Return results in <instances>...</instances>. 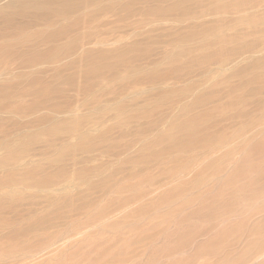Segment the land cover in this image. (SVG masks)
I'll use <instances>...</instances> for the list:
<instances>
[{
    "label": "rangeland",
    "instance_id": "rangeland-1",
    "mask_svg": "<svg viewBox=\"0 0 264 264\" xmlns=\"http://www.w3.org/2000/svg\"><path fill=\"white\" fill-rule=\"evenodd\" d=\"M177 1L82 0L76 8L80 15L70 11L37 26L16 8L0 16V264H239L237 259L252 264L263 253L264 247L251 248L264 237V92L254 91L264 87L262 73L247 70L207 84L200 72L187 74L184 63L203 50L215 56L225 47L264 40V32L240 24L235 13L220 24L206 16L197 21L209 20L220 31L173 43L172 34L189 25L183 7L171 9ZM263 8L253 9L262 21ZM46 26L67 30L44 41ZM33 31H41L34 36L38 40L42 37L35 45L14 42ZM119 37L118 45H96ZM71 41L72 50L67 48ZM186 46L192 51L178 54ZM107 63L114 66L102 78L89 72L92 64ZM189 85L193 91L184 96L181 91ZM215 86L220 95L191 106L196 93ZM183 123L187 130L171 136Z\"/></svg>",
    "mask_w": 264,
    "mask_h": 264
},
{
    "label": "bare ground",
    "instance_id": "bare-ground-1",
    "mask_svg": "<svg viewBox=\"0 0 264 264\" xmlns=\"http://www.w3.org/2000/svg\"><path fill=\"white\" fill-rule=\"evenodd\" d=\"M2 0H0V2H1ZM82 0H9V1H5L6 3H4V4H1L0 5V16H2V15H6V11H7V9H12V8H16V9H18L19 10V12L21 13V15H20V13H19V15L22 17V16H31L33 19V21H34V23H32V24H34V25H36L37 26V21H40V20H49V22H50V20H52L53 18H60V17H63L64 15H66L68 12L70 13V11H71V13L72 12H74V10L75 11H77L78 12V10H76V8H78L79 6H80V3L82 4V2H81ZM92 1V0H91ZM103 1V0H102ZM154 1V0H153ZM158 1V0H157ZM163 1V0H162ZM84 2V1H83ZM90 2V1H89ZM113 2H115V1H113ZM118 4H119V2H117ZM127 3V2H126ZM97 4V3H96ZM123 3H121V5H122ZM138 4V3H137ZM155 4V3H154ZM186 4H189V5H186ZM167 6H168V4H166ZM260 5H264V0H178L175 4H172L171 6V9H177V8H179L180 6L181 7H183V13H184V17L187 19V21L189 22V25L187 26V29L185 30V31H178V30H176L173 34H172V39H173V43H174V40H178V39H187V40H189V39H193L195 36H197V38H198V34H210L211 32H217V31H220V25L219 26H216V24L214 25H212L210 22H209V20H201V21H197L198 19H200V18H203V17H206V16H212V19L214 20V21H216L215 23H218V24H220V22H222V21H225V15L226 14H233L234 15V13L235 14H237L238 15V17H237V19L238 20H240V24H243V23H247L249 26H251V27H253V28H256L257 30H255V32L256 33H260V32H264V27H260V25L261 24H263L264 25V21H262L261 20V16H258L259 14H258V12H257V10H253V9H256L258 6H260ZM98 6V5H97ZM123 6V5H122ZM141 6V5H140ZM139 6V7H140ZM96 7V6H95ZM94 7V9H96V11H97V8H95ZM118 7H120V6H118L117 5V9H118ZM142 7V6H141ZM169 7V6H168ZM79 8H81V7H79ZM120 8H122V7H120ZM15 9V10H16ZM99 9V8H98ZM123 9H124V7H123ZM123 9L122 10H120V11H123ZM159 9V8H158ZM264 9V8H263ZM18 10H17V12H18ZM118 10V11H119ZM170 10V9H169ZM260 10V9H259ZM80 11V10H79ZM95 11V10H94ZM161 11H163V9H159V12H161ZM168 11V10H167ZM262 11V10H261ZM260 11V12H261ZM93 12V11H92ZM165 12V11H164ZM80 12H78V14H79ZM120 13V12H119ZM9 14V13H8ZM125 14V13H124ZM127 14V13H126ZM15 15V14H14ZM73 15V14H72ZM80 15V14H79ZM84 15V14H83ZM89 16L91 15V14H88ZM134 15V14H133ZM160 15V14H159ZM8 17H12L11 16V14L10 15H7ZM103 16V15H102ZM101 16V17H102ZM104 16H105V14H104ZM118 16V15H117ZM121 16H124V15H121ZM87 17V16H86ZM108 17V16H107ZM106 17V18H107ZM159 17V16H158ZM157 17V18H158ZM4 18V17H3ZM19 18V17H18ZM78 18V17H77ZM90 18V17H89ZM96 18V17H95ZM120 18V17H119ZM118 18V19H119ZM132 18V17H131ZM228 18V17H227ZM69 19V18H68ZM104 19V18H103ZM120 19H122V18H120ZM161 19V18H160ZM211 19V20H212ZM2 20H5V19H2ZM24 20V19H23ZM27 20V19H26ZM31 20V19H30ZM31 20V21H32ZM102 20V19H101ZM123 20V19H122ZM125 20V19H124ZM18 21V20H17ZM32 21V22H33ZM66 21V20H65ZM1 22V21H0ZM12 22V21H11ZM20 22V21H19ZM62 22V21H61ZM60 22V23H61ZM123 22V21H122ZM159 22H160V20H159ZM170 22V21H169ZM212 22V21H211ZM229 22V21H228ZM9 23V22H8ZM21 23V22H20ZM63 23V22H62ZM89 23V22H88ZM97 23H98V21H97ZM168 23V22H167ZM6 24H7V21H6ZM10 24V23H9ZM25 24H26V22H25ZM41 24V23H40ZM90 25H91V23H89ZM93 24V23H92ZM217 24V25H218ZM246 24V25H247ZM15 24L13 23V25H12V27L14 26ZM27 25V24H26ZM84 25V24H83ZM82 25V26H83ZM89 25V26H90ZM97 25V24H96ZM99 25V24H98ZM150 25V24H149ZM171 25V24H170ZM179 25V24H178ZM226 25V24H225ZM3 26V25H2ZM16 26V25H15ZM42 26H43V24H42ZM62 26V25H61ZM100 26V25H99ZM180 26V25H179ZM228 26V25H227ZM18 27H19V25H18ZM28 27H29V25H28ZM28 27L26 28L27 30H29L28 29ZM30 27H31V25H30ZM44 27V26H43ZM47 27V26H46ZM49 27V26H48ZM47 27V29L45 30V31H43L42 32V34H41V36H43L44 38V41H48V40H52V39H55V38H58V37H60L61 35H63L64 34V32L67 30L66 28L67 27H65L64 28V26L63 27H60L59 29H56V30H51L50 28H48ZM91 27V26H90ZM93 27H95V26H93ZM185 27V26H184ZM229 27V26H228ZM228 27H227V29H228ZM6 28V27H5ZM20 28H21V26H20ZM33 28H34V26H33ZM36 28V27H35ZM101 28H102V26H101ZM122 28V27H121ZM123 28H124V26H123ZM122 28V29H123ZM239 28V27H238ZM7 29H8V27H7ZM25 29V30H26ZM90 29V28H89ZM88 29V30H89ZM113 29V28H112ZM117 29V28H116ZM138 29V28H137ZM244 29V28H243ZM32 30V29H31ZM92 30V29H91ZM128 30H130V29H128ZM225 30V29H224ZM240 30H241V28H240ZM12 32H13V30H11ZM10 31V32H11ZM86 31V30H85ZM121 31V30H120ZM227 31V30H226ZM3 32V31H2ZM19 32V31H18ZM41 31H38V33L36 32V31H33V32H30V34H29V36L27 37V38H24L23 36H22V38H20V39H18L17 41H14V42H16V44L17 43H19V44H21L20 42H22V43H25V42H28V41H32L33 40V42H34V44L33 45H35V43L37 42V41H35V40H38V37L36 38V37H34L35 35H37V34H39ZM119 32V31H118ZM118 32H116V33H118ZM122 32H124L123 30H122ZM129 31H127L126 32V34L128 33ZM93 33V32H92ZM135 33V32H134ZM160 33V32H159ZM85 34V33H84ZM99 34V33H98ZM129 34V33H128ZM212 34V33H211ZM16 35V34H15ZM18 35V34H17ZM25 35V34H24ZM27 35V34H26ZM40 35V34H39ZM113 35V34H112ZM160 35V34H159ZM162 35H164V34H162ZM166 35V34H165ZM7 36V35H6ZM10 36H12V33H11V35ZM9 36V37H10ZM40 36V37H41ZM85 36H87V34L85 35ZM90 36V35H89ZM98 36V35H97ZM118 36V35H117ZM122 36V35H121ZM148 37L150 36V35H147ZM170 36V35H169ZM213 36V35H212ZM218 36V35H217ZM2 37V36H1ZM241 37V36H240ZM8 38V37H7ZM13 38V37H12ZM92 38V37H91ZM112 38V37H111ZM201 38V37H200ZM207 38V37H206ZM205 38V39H206ZM211 38V37H210ZM209 38V40H211ZM3 39V38H2ZM15 39V38H14ZM41 39H42V37H41ZM41 39H39V40H41ZM93 39V38H92ZM120 39V40H119ZM140 39V38H139ZM202 39V38H201ZM7 40V39H6ZM5 40V41H6ZM38 40V41H39ZM142 40V39H141ZM166 40H168V39H166ZM3 41V40H2ZM43 41V40H42ZM69 41V40H68ZM94 41V40H93ZM92 41V42H93ZM150 41V40H149ZM184 41H186V40H184ZM248 41V40H247ZM41 42V41H40ZM96 42V41H95ZM154 42V41H153ZM152 42V43H153ZM213 42V41H212ZM217 42H221L220 40L219 41H217ZM246 42V41H245ZM248 42H250V41H248ZM5 43H8V42H5ZM38 43V42H37ZM65 43V42H64ZM63 43V44H64ZM120 43H122V40H121V38L119 37L118 38V40H115V41H111V40H100V41H98V42H96V45H98V47L99 46H101V47H105V46H109V45H112V44H116V45H118V44H120ZM151 43V42H150ZM170 43H171V40H170ZM169 43V45H171ZM252 43V42H251ZM29 44V43H28ZM40 44V43H39ZM75 43L73 42V41H71L70 43H68L67 44V48L68 49H70V50H72V49H74L75 48V45H74ZM95 44V43H94ZM141 44V43H140ZM213 44H214V42H213ZM212 44V45H213ZM239 44V43H238ZM23 45V44H22ZM92 45V44H91ZM136 45H137V43H136ZM168 45V44H167ZM230 45V44H229ZM1 46V45H0ZM141 46V45H140ZM157 46V45H156ZM203 46V45H202ZM7 47V46H6ZM20 48L21 47H23V46H19ZM28 47V46H27ZM113 47V46H112ZM115 47V46H114ZM133 47V46H132ZM135 47V46H134ZM5 48V47H4ZM8 48V47H7ZM24 48V47H23ZM34 48V47H33ZM63 48V47H62ZM84 48V47H83ZM89 48V52L90 53H92L93 51V49H90L91 47H88ZM100 48V47H99ZM138 48V47H137ZM9 49V48H8ZM8 49H6V50H8ZM11 49V48H10ZM29 49L31 50V48L29 47ZM58 49V48H57ZM96 49V48H95ZM113 49V48H112ZM123 49H124V47H123ZM134 49H136V47L134 48ZM163 49V48H162ZM192 47H181V48H178V54H183V55H185V54H187V53H190V51H192ZM195 49V48H194ZM37 50V49H36ZM97 50V49H96ZM120 50H121V52L123 51L122 50V48H120ZM153 50V49H152ZM164 50V49H163ZM176 50V49H175ZM117 51H118V49H117ZM194 51V50H193ZM212 51V50H211ZM217 51V50H216ZM15 52H17L16 50H15ZM28 52V51H27ZM34 52V51H33ZM38 52V51H37ZM77 52V51H76ZM75 52V53H76ZM101 52V51H100ZM102 52L103 53H105V51H103L102 50ZM156 52V51H155ZM8 53V52H7ZM10 53V52H9ZM11 53H13V52H11ZM21 53V52H20ZM30 53H32V52H30ZM85 53H86V50H85ZM114 53V52H113ZM214 53H216V52H210V51H201L200 53H198V54H196V55H193V56H191L184 64V66H185V68H187L186 69V72H187V74H191V73H194V72H200L202 75H203V77H204V80L202 81L203 83H214L215 84V82L217 83V82H219L218 80H220L221 81V79L223 80V79H225V81H226V78L227 77H230V76H239V75H242V74H244L247 70H251V71H254V72H261L262 74H261V79L262 80H264V40H260V41H255V43H252V44H244V45H242V46H240V44L239 45H235V46H233V47H225V48H223V49H221L219 52H217V55H215L216 56V58H215V56H214ZM5 54V53H4ZM14 54V53H13ZM17 54V53H16ZM19 54V53H18ZM22 54V53H21ZM38 54V53H37ZM58 54V53H57ZM100 54V53H99ZM119 54V53H118ZM117 54V55H118ZM121 54V53H120ZM119 54V55H120ZM150 54V53H149ZM32 55H33V53H32ZM31 55V56H32ZM39 55H41V54H39ZM59 55V54H58ZM78 55V54H77ZM106 55V54H105ZM119 55L117 56V57H119ZM151 55V54H150ZM6 56H7V54H6ZM13 56L14 55H12V58H13ZM21 56V55H20ZM23 56V55H22ZM27 56V55H26ZM30 55H29V57H31ZM34 56V55H33ZM61 56V55H60ZM113 56V55H112ZM115 56H116V54H115ZM160 56V55H159ZM213 56H214V58H213ZM8 57V56H7ZM157 57V56H156ZM1 58H3V57H1ZM6 58V57H5ZM11 58V59H12ZM28 58V57H27ZM53 58V57H52ZM152 58V57H151ZM155 58V57H154ZM160 58V57H159ZM14 59L15 60H18V59H16L15 57H14ZM69 59V58H68ZM84 59V58H83ZM140 59V58H139ZM165 58H163V60H164ZM25 60V59H24ZM79 60H80V58H79ZM111 60V59H110ZM158 60V59H157ZM162 60V59H161ZM13 61V60H12ZM22 61V60H21ZM52 61H56V60H52ZM90 61V60H89ZM113 61V60H112ZM118 61H120V59H118ZM133 61V60H132ZM135 61H138V60H135ZM141 61V60H140ZM156 61V60H155ZM181 61H183L182 59H181ZM185 61V60H184ZM7 62H8V60H7ZM19 62V61H18ZM34 62V61H33ZM40 62H42V61H40ZM92 62V61H91ZM95 62V61H94ZM126 62V61H125ZM159 62V61H158ZM247 62V63H246ZM24 63V62H23ZM26 63V62H25ZM31 62L29 61V64H30ZM43 63V62H42ZM80 63V62H79ZM170 63V62H169ZM169 63H168V65H169ZM7 64V63H6ZM35 64H36V62H35ZM85 64V63H84ZM153 64V63H152ZM151 64V65H152ZM163 64H165V63H163ZM215 64V65H214ZM12 65H14L13 63H12ZM26 65V64H25ZM24 65V66H25ZM64 65V64H63ZM93 65V66H92ZM91 65V67L89 68V72L91 73V74H93V75H95L96 77H97V80L98 79H100V78H102L105 74H106V72L109 70V67H111V66H114L113 65V63L110 65V64H97V65H95V64H92ZM142 65V64H141ZM146 65H148V64H146ZM215 67H214V66ZM5 66V65H4ZM17 66V65H16ZM20 66H21V64H20ZM23 66V67H24ZM54 66V65H53ZM175 66V65H174ZM174 66H172V68L174 67ZM183 66V67H184ZM27 67L29 68V66L27 65ZM89 67V66H88ZM137 67V66H136ZM149 67V66H148ZM147 67V68H148ZM153 67V66H152ZM151 67V68H152ZM160 67H161V65H160ZM176 67V66H175ZM179 67V66H178ZM83 68V67H82ZM141 68V67H140ZM144 68V67H143ZM170 68V67H169ZM180 68V67H179ZM179 68H177V70H176V74L177 75H179V72H180V70H179ZM3 69V68H2ZM41 69V68H40ZM75 69V68H74ZM120 69V68H119ZM4 70V69H3ZM25 70V69H24ZM31 70H33V69H31ZM83 70V69H82ZM142 70V69H141ZM144 70V69H143ZM151 70V69H150ZM81 71V70H80ZM80 71H79V73H80ZM85 71V70H84ZM115 71V70H114ZM154 71V70H153ZM157 71V70H156ZM169 71H170V69H169ZM72 72V71H71ZM139 72V71H138ZM4 73H5V71H4ZM8 73V72H7ZM14 73H15V71H14ZM13 73V74H14ZM69 73V72H68ZM132 73V72H131ZM167 73V72H166ZM170 73V72H169ZM66 74V73H65ZM83 73H81V75H82ZM116 74V73H115ZM133 74V73H132ZM138 74V73H137ZM140 74V73H139ZM141 74H142V72H141ZM159 74V73H158ZM70 75V74H69ZM88 75V74H87ZM166 75V74H165ZM173 75V74H172ZM181 75V74H180ZM3 76V75H2ZM9 76V75H8ZM11 76V75H10ZM9 76V77H10ZM29 76H31V75H29ZM33 76V75H32ZM137 76V75H136ZM143 76V75H142ZM161 76V75H160ZM168 76V75H167ZM232 76V77H233ZM26 77V76H25ZM28 77V76H27ZM77 77H79L78 75L76 76V80H77ZM171 77V76H170ZM24 78V77H23ZM112 78V77H111ZM168 78V77H167ZM178 78H179V76H178ZM26 79H28V78H26ZM38 79V78H37ZM117 79V78H116ZM36 80V79H35ZM103 80V79H102ZM18 81V80H17ZM21 85L22 84H24L23 83V80H22V78H21ZM26 81V80H25ZM33 81V80H32ZM38 81V80H37ZM72 81V80H71ZM94 82H95V80H93ZM230 81V80H229ZM34 82V81H33ZM112 82V81H111ZM19 83V82H18ZM27 83V82H26ZM43 83V82H42ZM74 83V82H73ZM149 83V82H148ZM186 83V82H185ZM207 83V84H208ZM211 83V84H212ZM225 83V82H224ZM98 84H99V81H98ZM109 84V83H108ZM113 84V83H112ZM118 84V83H117ZM223 84V83H222ZM16 85V84H15ZM35 85V84H34ZM101 85V84H100ZM104 85V84H103ZM5 86H6V84H5ZM11 86V85H10ZM17 86V85H16ZM26 86V85H25ZM45 86V85H44ZM70 86V85H69ZM102 86V85H101ZM206 86V85H205ZM213 85H211L210 87H212ZM18 87V86H17ZM48 87V86H47ZM108 87V86H107ZM114 87V86H113ZM160 87V86H159ZM209 87V88H210ZM2 88V87H1ZM16 88V87H15ZM21 88V87H20ZM27 88V87H26ZM29 88V87H28ZM115 88V87H114ZM151 88H153V87H151ZM161 88V87H160ZM175 88V87H174ZM185 89H183V91H181V94H183L184 96L187 94V93H189L190 91H193V85H189V86H186V87H184ZM221 88V87H220ZM13 89V88H12ZM19 89V88H18ZM45 89V88H44ZM47 89H49V88H47ZM46 89V90H47ZM157 89V88H156ZM156 89H154V90H156ZM181 89V88H180ZM203 89V88H202ZM17 90V89H16ZM106 90V89H105ZM104 90V91H105ZM166 90V89H165ZM176 90V89H175ZM253 90V89H252ZM257 91V92H264V87L263 88H255L254 89V91ZM4 91V90H3ZM12 91H14V89L12 90ZM89 91V90H88ZM87 91V92H88ZM102 91V90H101ZM100 91V92H101ZM153 91V90H152ZM179 91V92H180ZM200 91V90H199ZM219 91H220V89L217 87V86H215V87H213V88H211V89H204V90H202V91H200L199 93H196V95H197V97H196V100H195V102L193 103V105H191L192 107H199L200 105H202V103L204 102V101H209L208 99H211L212 97H215V96H218V95H220V93H219ZM9 92H11V91H9ZM18 92V91H17ZM167 92V91H166ZM176 92H178V91H176ZM228 92V91H227ZM12 93V92H11ZM71 93V92H70ZM91 93V92H90ZM141 91H137V92H135L134 93V95L135 96H140L141 95ZM169 93V92H168ZM250 93H252V92H250ZM255 93V92H254ZM76 94V93H75ZM74 94V95H75ZM173 94V93H172ZM180 94V95H181ZM51 95V94H50ZM74 95H72V96H74ZM253 95V94H252ZM8 96V95H7ZM154 96V95H153ZM225 97H226V95H224ZM224 96H223V98H224ZM91 97V96H90ZM89 97V98H90ZM13 98V97H12ZM88 98V99H89ZM182 98V97H181ZM188 98V97H187ZM218 98V97H217ZM8 99H10V98H8ZM94 99V98H93ZM160 99V98H159ZM168 99V98H167ZM169 99H170V97H169ZM175 99V98H174ZM153 100V99H152ZM223 100V99H222ZM155 101V100H154ZM180 101H182V100H180ZM216 101H218V99H216ZM72 102V101H71ZM86 102V101H85ZM157 102H158V99H157ZM162 102V101H161ZM166 102V101H165ZM213 102H215V100L213 101ZM106 103V102H105ZM108 103V102H107ZM184 103V102H183ZM208 103V102H207ZM254 103H255V101H254ZM46 104V103H45ZM104 104V103H103ZM153 104V103H152ZM176 104V103H175ZM179 104H181V102L179 103ZM73 105H74V103H73ZM109 105V104H108ZM154 105V104H153ZM16 106V105H15ZM79 105H77V107H78ZM171 106V105H170ZM182 106V105H181ZM190 106V105H189ZM80 107V106H79ZM131 107V106H130ZM176 107V106H175ZM174 107V108H175ZM180 107V106H179ZM206 107V106H205ZM60 108V107H59ZM73 108V107H72ZM81 108V107H80ZM79 108V109H80ZM93 108V107H92ZM107 108H108V106H107ZM149 108V107H148ZM153 108V107H152ZM71 109V108H70ZM73 109H75V108H73ZM82 109V108H81ZM151 108H149V110H150ZM176 109V108H175ZM174 109V110H175ZM179 109V108H178ZM185 109H186V105H185ZM91 110V109H90ZM132 110H134V109H132ZM153 110V109H152ZM155 110V109H154ZM159 110V109H158ZM168 110V109H167ZM106 111V110H105ZM146 111V110H145ZM170 111V110H169ZM176 111V110H175ZM52 112H53V110H52ZM174 112V111H173ZM1 113V112H0ZM26 113V112H25ZM39 113H40V111H39ZM106 113V112H105ZM146 113H148V112H146ZM7 114V113H6ZM65 114V113H64ZM63 114V115H64ZM83 114V113H82ZM99 114H100V112H99ZM104 114V113H103ZM102 114V115H103ZM139 114V113H138ZM169 114V113H168ZM178 114V113H177ZM185 114V113H184ZM60 115H62V114H60ZM74 115V114H73ZM92 115V114H91ZM96 115H97V113H96ZM163 115V114H162ZM80 116V115H79ZM145 116V115H144ZM143 116V117H144ZM159 116H161V115H159ZM165 116V115H164ZM171 116V115H170ZM180 116V115H179ZM200 116V115H199ZM69 116H67L66 118H68ZM71 117V116H70ZM146 117V116H145ZM177 117V116H176ZM202 117V116H201ZM21 118V117H20ZM52 118V117H51ZM74 118V117H73ZM72 118V119H73ZM88 118V117H87ZM162 118V117H161ZM168 118V117H167ZM166 118V119H167ZM171 118V117H170ZM56 119V118H55ZM71 119V120H72ZM88 119H90V118H88ZM96 119V118H95ZM101 119V118H100ZM150 119V118H149ZM153 119V118H152ZM202 119V118H201ZM207 119V118H206ZM154 120V119H153ZM178 120V119H177ZM180 120V119H179ZM209 120V119H208ZM124 121V120H123ZM158 121H160V120H158ZM170 121V120H169ZM168 121V122H169ZM61 122V121H60ZM72 122V121H71ZM84 122V121H83ZM82 122V123H83ZM121 122V121H120ZM167 122V121H166ZM62 123H63V121H62ZM65 123H67L66 121H65ZM95 123V122H94ZM104 123V122H103ZM118 123V122H117ZM122 123V122H121ZM159 123V122H158ZM207 123H209L208 121H207ZM165 124H167V126L168 125H170V124H168V123H165ZM181 124V123H180ZM187 124V123H186ZM203 124V123H202ZM67 125V124H66ZM84 125V124H83ZM160 125H162V123L160 124ZM190 125V124H189ZM208 125V124H207ZM43 126V125H42ZM68 126V125H67ZM87 126V125H86ZM158 126V125H157ZM200 126H201V124H200ZM65 127V126H64ZM80 127V126H79ZM163 127V126H162ZM190 127V126H189ZM189 127H188V129H189ZM192 127H194V126H192ZM5 128V127H4ZM40 128V127H39ZM109 128V127H108ZM122 128V127H121ZM155 128H157V127H155ZM154 128V129H155ZM3 129V128H2ZM68 129V128H67ZM87 129H88V127H87ZM191 129V128H190ZM201 129V128H200ZM218 129H221V128H218ZM61 130V129H60ZM63 130V129H62ZM119 130V129H118ZM156 130V129H155ZM185 130H187V126L186 125H184V123L182 124V125H180V127L178 128V130H176V131H172V132H170V135L171 136H174V138H177L176 136H179L178 134H177V132H183V131H185ZM107 131V130H106ZM157 131V130H156ZM162 131V130H161ZM202 131V130H201ZM1 132V131H0ZM34 132V131H33ZM62 132V131H61ZM67 132V131H66ZM104 132V131H103ZM117 132V131H116ZM120 132V131H119ZM248 132V131H247ZM105 133V132H104ZM155 133V132H154ZM159 133V132H158ZM163 133V132H162ZM191 133V132H190ZM200 133V132H199ZM203 133V132H202ZM246 133V132H245ZM1 134V133H0ZM68 134V133H67ZM106 134V133H105ZM140 134V133H139ZM156 134H157V132H156ZM166 135H167V132L165 133ZM72 135V134H71ZM77 135V134H76ZM104 135V134H103ZM113 135V134H112ZM138 135V134H137ZM187 135V134H186ZM186 135H185V137H186ZM198 135V134H197ZM202 135V134H201ZM7 136V135H6ZM24 136V135H23ZM64 136V135H63ZM136 136V135H135ZM147 136V135H146ZM149 136V135H148ZM164 136V135H163ZM22 137V136H21ZM77 137V136H76ZM99 137V136H98ZM97 137V138H98ZM137 137V136H136ZM144 137V136H143ZM150 137V136H149ZM184 137V136H183ZM182 137V138H183ZM241 137V136H240ZM8 138V137H7ZM33 138V137H32ZM113 138V137H112ZM145 138V137H144ZM188 138V135H187V137H186V139ZM192 138V137H191ZM23 139V138H22ZM25 139V138H24ZM52 139H54V138H52ZM84 139V138H83ZM83 139H81V140H83ZM94 139V138H93ZM146 139H147V137H146ZM164 139H165V137H164ZM186 139H184V140H186ZM205 139V138H204ZM11 140V139H10ZM21 140V139H20ZM30 140V139H29ZM33 140V139H32ZM31 140V141H32ZM80 140V139H79ZM88 140V139H87ZM97 140V139H96ZM101 140H102V138H101ZM137 140V139H136ZM190 140V139H189ZM201 140H203V139H201ZM12 141V140H11ZM11 141H10V143H11ZM17 141H18V139H17ZM30 141V142H31ZM110 141V140H109ZM112 141V140H111ZM19 142V141H18ZM29 142V143H30ZM99 142V141H98ZM104 142H105V140H104ZM108 142V141H107ZM126 142V141H125ZM130 142V141H129ZM134 142H136V141H134ZM133 142V143H134ZM21 144H23L22 142H20ZM80 143V142H79ZM82 143V142H81ZM92 143V142H91ZM100 143H102V142H100ZM127 143V142H126ZM140 143H142V141L140 142ZM189 143V142H188ZM198 143V142H197ZM14 144V143H13ZM143 144H145V143H143ZM230 144V143H229ZM66 145V144H65ZM70 145V144H69ZM90 145V144H89ZM100 145V144H99ZM133 145V144H132ZM138 145V144H137ZM142 145V144H141ZM191 145V144H190ZM197 145V144H196ZM195 145V146H196ZM4 146V145H3ZM21 146H23V145H21ZM33 146V145H32ZM63 146V145H62ZM61 146V147H62ZM93 146H95V145H93ZM192 146V145H191ZM190 146V147H191ZM194 146V147H195ZM228 146V145H227ZM5 148H6V146H4ZM14 147H15V145H14ZM16 147H19V146H16ZM59 147V146H58ZM68 147V146H67ZM83 147V146H82ZM134 147V146H133ZM137 147V146H136ZM188 147H189V145H188ZM197 147V146H196ZM10 148H12V147H10ZM22 148V147H21ZM68 148H70V147H68ZM7 149V148H6ZM30 149V148H29ZM42 149V148H41ZM45 149V148H44ZM78 149V148H77ZM83 149V148H82ZM110 149V148H109ZM197 149H198V147H197ZM19 150V149H18ZM59 150V149H58ZM75 150V149H74ZM78 150H80V149H78ZM124 150V149H123ZM154 150V149H153ZM152 150V151H153ZM219 150L220 149H218V150H216V151H218L217 153H219ZM5 151V150H4ZM25 151V150H24ZM70 151V150H69ZM73 151V150H72ZM102 152H103V150H101ZM6 152V151H5ZM33 152V151H32ZM60 152V151H59ZM74 152V151H73ZM107 152H109V151H107ZM123 152V151H122ZM122 152L120 153V154H122ZM127 152V151H126ZM155 152V151H154ZM215 152V151H214ZM221 152V151H220ZM3 153V152H2ZM113 153V152H112ZM198 153H200V152H198ZM34 154V153H33ZM32 154V155H33ZM36 154V153H35ZM80 154V153H79ZM85 154V153H84ZM84 154H82L83 156H84ZM104 154V153H103ZM117 154V153H116ZM148 154V153H147ZM12 155H15V153L14 154H12ZM55 155V154H54ZM58 155V154H57ZM81 155V156H82ZM86 155V154H85ZM200 155H201V153H200ZM211 155V154H210ZM213 155H214V153H213ZM215 155H217L216 153H215ZM219 155V154H218ZM56 156V155H55ZM63 156V155H62ZM71 156V155H70ZM77 156V155H76ZM117 156V155H116ZM13 157V156H12ZM20 157H21V155H20ZM26 157V156H25ZM43 157V156H42ZM95 157V156H94ZM97 157V156H96ZM119 157V156H118ZM146 157V156H145ZM34 158H35V156H34ZM33 158V159H34ZM40 158V157H39ZM44 158V157H43ZM46 158V157H45ZM51 158V157H50ZM75 158V157H74ZM77 158V157H76ZM206 158V157H205ZM213 159H214V157H212ZM245 158V157H244ZM82 159V158H81ZM208 159V158H207ZM77 160V159H76ZM148 160V159H147ZM152 160V159H151ZM28 161V160H27ZM65 161H67V160H65ZM149 161V160H148ZM200 161H202V160H200ZM36 162V161H35ZM39 162V161H38ZM46 162V161H45ZM53 162V161H52ZM119 162H120V160H119ZM162 162V161H161ZM1 163H3V162H1ZM11 163V162H10ZM9 163V164H10ZM26 163V162H25ZM199 163V162H198ZM214 163V162H213ZM213 163H211V164H213ZM232 163V162H231ZM24 164V163H23ZM72 164V163H71ZM195 164V163H194ZM215 164V163H214ZM4 165V164H3ZM14 165V164H13ZM25 165V164H24ZM24 165H21L22 167L24 166ZM75 165V164H74ZM137 165V164H136ZM15 166V165H14ZM29 166V165H28ZM39 166V165H38ZM60 166V165H59ZM58 166V167H59ZM73 166V165H72ZM129 167H131L130 165H128ZM148 166H150V165H148ZM195 166H196V164H195ZM5 166H3L2 168H4ZM32 167H35V166H32ZM49 167V166H48ZM66 167H67V163H66ZM65 167V168H66ZM121 167V166H120ZM192 167V166H191ZM211 167V166H210ZM1 168V167H0ZM11 168V167H10ZM10 168H8V170L10 169ZM20 168V167H19ZM18 168V169H19ZM29 168H31L30 166H29ZM12 169V168H11ZM35 169V168H34ZM210 169V168H209ZM213 169V168H212ZM216 169V168H215ZM214 169V170H215ZM1 170V169H0ZM3 170V169H2ZM16 169H14V171H15ZM21 170H23V169H21ZM33 170V169H32ZM96 170V169H95ZM208 170V169H207ZM230 170V169H229ZM228 170V171H229ZM232 170V169H231ZM11 171V170H10ZM38 171V170H37ZM61 171V170H60ZM74 171V170H73ZM192 171V170H191ZM225 172H226V170H224ZM20 172V171H19ZM28 172V171H27ZM52 172H54V171H52ZM214 172V171H213ZM5 173V172H4ZM30 173V172H29ZM37 173V172H36ZM40 173V172H39ZM56 173V172H55ZM67 173V172H66ZM141 173V172H140ZM184 173V172H183ZM223 173V172H222ZM13 174V173H12ZM28 174V173H27ZM35 174V173H34ZM51 174V173H50ZM129 174V173H128ZM191 174V173H190ZM189 174V175H190ZM19 175V174H18ZM18 175H16L17 177H18ZM20 175H22V174H20ZM48 175H49V173H48ZM6 176V175H5ZM7 176H8V174H7ZM10 176V175H9ZM223 176V175H222ZM28 177V176H27ZM142 177V176H141ZM164 177V176H163ZM219 177V176H218ZM234 177V176H233ZM71 178V177H70ZM86 178V177H85ZM147 178V177H146ZM153 178V177H152ZM168 177H166V179H167ZM1 179V178H0ZM10 179V178H9ZM8 179V181H10ZM18 179V178H17ZM16 179V180H17ZM143 179V178H142ZM162 179H165V177L164 178H162ZM173 179H175V178H173ZM196 179V178H195ZM223 179V178H222ZM3 179H1V181H2ZM144 180H145V178H144ZM150 180H151V178H150ZM149 180V181H150ZM178 180H179V178H178ZM218 180V179H217ZM220 180V179H219ZM13 181H15V180H13ZM141 181H143V180H141ZM148 181V180H147ZM176 181V180H175ZM216 181V180H215ZM214 181V182H215ZM239 181V180H238ZM6 182V181H5ZM11 182V181H10ZM10 182H8V184H10ZM16 182V181H15ZM18 182V181H17ZM19 182H20V179H19ZM34 182V181H33ZM158 182V181H157ZM195 182V181H194ZM191 183V182H190ZM196 183V182H195ZM198 183V182H197ZM196 183V184H197ZM12 184V183H11ZM10 184V185H11ZM39 184V183H38ZM99 184V183H98ZM138 184H140V183H138ZM20 185V184H19ZM18 185V186H19ZM29 185V184H28ZM71 185V184H70ZM99 185H101V184H99ZM165 185V184H164ZM164 185H163V187H164ZM214 185V184H213ZM24 186V185H23ZM65 186H66V184H65ZM102 186V185H101ZM212 186V185H211ZM216 186V185H215ZM9 187V186H8ZM17 187V186H16ZM20 187V186H19ZM96 187H97V185H96ZM161 186H159L158 188H160ZM188 187V186H187ZM14 188V187H13ZM27 188V187H26ZM29 188V187H28ZM33 188V187H32ZM59 188V187H58ZM58 188H52V190L54 189H58ZM61 189V188H60ZM59 189V190H60ZM217 189V188H216ZM36 190V189H35ZM34 190V191H35ZM40 190V189H39ZM38 190V191H39ZM43 190V189H42ZM41 190V191H42ZM50 190V189H49ZM65 190V189H64ZM27 190H25V192H26ZM57 191V190H56ZM61 191V190H60ZM156 191H158V189H156ZM10 192V191H9ZM24 192V191H23ZM24 192V193H25ZM134 192V191H133ZM3 193V192H2ZM19 193V192H18ZM136 193V192H135ZM4 194V193H3ZM20 194V193H19ZM138 194H139V192H138ZM147 194V193H146ZM149 194V193H148ZM147 194V195H148ZM152 194V193H151ZM150 194V195H151ZM1 195V194H0ZM264 195V194H263ZM14 196V195H13ZM136 196H137V194H136ZM188 196V195H187ZM141 198H142V196H141ZM139 199V198H138ZM7 200V199H6ZM123 200V199H122ZM137 200V199H136ZM4 201V200H3ZM66 202V201H65ZM3 203H5V202H3ZM10 203V202H9ZM13 204V203H12ZM85 206H86V204H84ZM83 205V206H84ZM14 207V206H13ZM62 207V206H61ZM15 208V207H14ZM59 208V207H58ZM1 209V208H0ZM81 209V208H80ZM121 209H123V208H121ZM6 210V209H5ZM16 210H18V209H16ZM79 210V209H78ZM9 211H11V210H9ZM18 214V213H17ZM17 216V215H16ZM18 217V216H17ZM109 216H107V217H105V218H108ZM5 218V217H4ZM9 218V217H8ZM13 218L15 219V217H14V215H13ZM1 219V218H0ZM2 221V220H1ZM21 221V220H20ZM1 223V222H0ZM29 223V222H28ZM2 224V223H1ZM36 225H38V223L36 224ZM49 225V224H48ZM3 226V225H2ZM28 227V226H27ZM26 227V228H27ZM7 228H9V227H7ZM26 228H23V230L25 229L26 230ZM120 229V228H119ZM30 230V229H29ZM190 232V231H189ZM11 233V232H10ZM264 233V232H263ZM12 235V234H11ZM10 235V236H11ZM260 236H261V234H260ZM69 238V237H68ZM67 238V239H68ZM69 240V239H68ZM6 242V241H5ZM8 242V241H7ZM248 243V242H247ZM14 245V244H13ZM36 245V244H35ZM248 245V244H247ZM34 246V245H33ZM264 247V237L262 238V240H260L259 239V241L258 242H255L254 243V245H252L251 246V248H252V250L253 249H255V248H263ZM3 249V248H2ZM7 249V248H6ZM39 249V248H38ZM47 249V248H46ZM46 249H45V251H46ZM229 249H231V248H229ZM43 251V250H42ZM1 252V251H0ZM4 252V251H3ZM10 252V251H9ZM18 252V251H17ZM37 252H39V251H37ZM237 252V251H236ZM16 253V252H15ZM231 253V252H230ZM229 253V254H230ZM247 253V252H246ZM7 254V253H6ZM236 254V253H235ZM33 255V254H32ZM40 255V254H39ZM42 255V254H41ZM48 255V254H47ZM237 255V254H236ZM31 256V255H30ZM115 256V255H114ZM251 256V255H250ZM249 256V257H250ZM12 257V256H11ZM116 257V256H115ZM3 258V257H2ZM32 258V257H31ZM34 258V257H33ZM32 258V259H33ZM238 258V257H237ZM260 258H264V251H263V253L258 257V260H255L252 264H257L258 262H259V259ZM244 259V258H243ZM253 259V258H252ZM250 260V259H249ZM237 261H238V263L240 264V262L241 261H239V259H237ZM252 261V260H251ZM41 263V262H40ZM237 263V262H236ZM235 263V264H236Z\"/></svg>",
    "mask_w": 264,
    "mask_h": 264
}]
</instances>
